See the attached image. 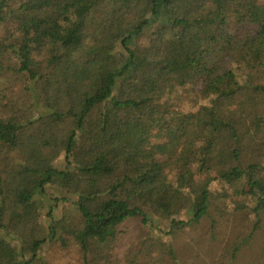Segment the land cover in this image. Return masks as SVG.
<instances>
[{
	"label": "trees",
	"instance_id": "obj_1",
	"mask_svg": "<svg viewBox=\"0 0 264 264\" xmlns=\"http://www.w3.org/2000/svg\"><path fill=\"white\" fill-rule=\"evenodd\" d=\"M0 28V264H49L57 242L116 264L173 193L191 200L174 232L243 223L232 263L264 219V0H0ZM212 181L244 197L219 206Z\"/></svg>",
	"mask_w": 264,
	"mask_h": 264
},
{
	"label": "rangeland",
	"instance_id": "obj_2",
	"mask_svg": "<svg viewBox=\"0 0 264 264\" xmlns=\"http://www.w3.org/2000/svg\"><path fill=\"white\" fill-rule=\"evenodd\" d=\"M2 32L0 28V34ZM20 84L17 81L14 89H17ZM188 93L189 95L185 96L183 101L184 105L194 110L199 109L205 100L194 99L195 94ZM64 156L63 152L56 161L57 165L66 163ZM221 183L219 181L211 183L214 192L213 200L219 206L230 205L233 200L244 197L241 191L228 190ZM70 191L63 185L50 184L48 194L43 199H52L56 195L66 197L68 201L59 203L56 211L59 214L64 210L72 219L77 220L80 214L73 203L74 197ZM50 202V200L43 201L45 209ZM165 202L171 203V213L159 208L154 209L149 223L133 222L127 235L110 247L109 254L113 253L116 257V264H218L221 258L220 250L245 228L242 227L243 223L240 220L231 217L228 221H221L217 230H213L211 223L205 221L201 225H192L187 229L174 232L171 229L173 217L187 221L191 218L190 196L187 193H173ZM42 220L47 221L45 211ZM254 221L256 219L252 216V220L245 222L248 234L254 236L246 240L241 252L232 263L227 261V264H264V219L259 227L254 225ZM218 248L220 249L216 254ZM104 250H108V247ZM42 255L49 264H83L82 251L73 244L63 247L58 242L49 243L42 250Z\"/></svg>",
	"mask_w": 264,
	"mask_h": 264
}]
</instances>
